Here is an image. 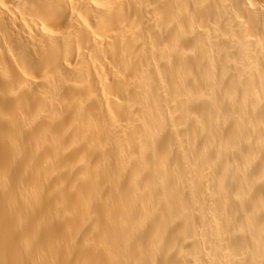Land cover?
Masks as SVG:
<instances>
[{
	"label": "bare ground",
	"instance_id": "1",
	"mask_svg": "<svg viewBox=\"0 0 264 264\" xmlns=\"http://www.w3.org/2000/svg\"><path fill=\"white\" fill-rule=\"evenodd\" d=\"M0 264H264V0H0Z\"/></svg>",
	"mask_w": 264,
	"mask_h": 264
}]
</instances>
